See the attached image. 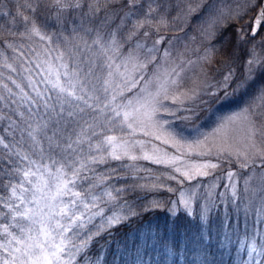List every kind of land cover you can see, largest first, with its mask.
I'll return each instance as SVG.
<instances>
[{"label": "snow or ice", "instance_id": "6c2138e0", "mask_svg": "<svg viewBox=\"0 0 264 264\" xmlns=\"http://www.w3.org/2000/svg\"><path fill=\"white\" fill-rule=\"evenodd\" d=\"M173 7H179L174 22H186L192 15L206 12L208 27L204 33L213 38L220 34L221 26H227L226 21H236L249 8L256 7L252 27L236 28L237 43L241 47L250 43L249 37L255 39L264 28V0H243L240 6L227 11L218 7L217 0H179V3L173 0H19L16 4L12 19L19 18L23 26V31L18 33L20 36L29 39L36 36L51 43V36L45 35L43 28L52 23L60 28L70 25L73 33L83 32L95 38L91 45L85 40L83 47L75 45L67 52L58 51L54 58L46 49L43 57L35 53L36 59L28 60L23 52H19L10 62V58L0 52V264H77L78 257L85 264H100L99 256L90 260L86 253L94 238L106 229L101 226L93 231L89 225L99 216L104 217L106 228L110 229L126 221L128 216H104L101 203L116 201L124 191L109 185L108 181L113 177H125H120L116 168L111 169V175L97 173L96 166L124 160H145L163 165L171 169L164 174V179L180 184L212 175L221 167L222 161L235 162L242 169L252 168V175L245 180V192L251 190L260 206L251 229L247 259L242 264L264 262V111L257 110L264 105V92L259 93L260 105H247L216 130L221 143L215 146V153L200 141L185 145L171 133L159 134L167 123L158 119L161 111H168L164 101L170 99L173 103L183 104L180 97L169 95L170 87L179 85L177 68L154 73L135 99L117 103L118 96L137 86L138 81L132 73L147 69L156 59L153 54L142 62L138 56L129 54L117 63L109 53L119 52L118 34L129 24L126 36L129 40L139 35L141 29H144L143 37L149 36L148 29L159 32L160 27L168 26L167 14ZM0 15L7 17L12 13L0 12ZM163 41L164 37L153 41L147 52L160 51L157 45ZM261 41L264 43V37ZM92 46H95V52ZM6 47L13 52L19 51L11 43ZM144 48L145 44L137 40L135 49ZM213 50L220 53L215 45ZM235 51H223L221 63L226 70L218 86L226 96L246 90L259 72L264 71V60L256 57L253 45L249 49L250 58L245 60V73L235 81V87L229 93L236 76L231 66ZM169 55L167 50L163 52L165 58ZM99 56L105 60L103 67L107 74L97 87L94 81L100 79L95 75ZM203 59L207 63L211 57ZM129 63H132L131 70ZM4 70L8 75L5 76ZM173 74L176 78H172ZM139 79L143 80V75ZM190 92V95L183 94L185 98H195V89ZM207 94L216 95L215 92ZM237 119L245 125L243 148H234L229 143L228 130ZM138 131L171 144L179 155H170L157 146L146 150L144 141L128 138ZM194 148L204 149L196 153L198 156L214 155L215 162L212 159L185 160ZM119 167L136 169L132 164ZM256 168L261 171L257 173ZM234 175L231 171L227 173L230 181ZM156 179L158 183L152 187L165 186L159 176ZM253 179L255 186L250 189ZM212 188H215L214 184ZM168 190L173 191L170 187ZM231 195L234 211L239 212L235 185ZM193 196L181 193L185 209L191 207ZM250 204L252 200L243 205L246 221ZM153 206L158 208L160 204L154 202ZM213 207L218 206L213 204ZM210 211L205 208L199 216L202 225L210 226ZM129 212L136 215L131 209ZM230 218L225 207L221 229L230 226ZM245 235L247 238V231ZM257 236L261 238L259 244ZM229 239L225 232L220 246H227ZM208 241L209 236L201 231L196 241L201 246L196 257L198 264H214L205 247Z\"/></svg>", "mask_w": 264, "mask_h": 264}, {"label": "trees", "instance_id": "16d2710c", "mask_svg": "<svg viewBox=\"0 0 264 264\" xmlns=\"http://www.w3.org/2000/svg\"><path fill=\"white\" fill-rule=\"evenodd\" d=\"M18 2L19 0H0V12L12 13L7 17L0 15V52H3L10 59L18 56L19 52H23L27 59L29 57L36 58L35 53H40L43 56L46 49L55 57L58 51L67 52L69 49H73L75 45L83 47L85 40L91 45L95 38L93 35H85L83 32L73 33L70 25L60 28L52 23H48L43 28L45 35L51 36V43L47 40H41L39 37L36 39V36H32L30 39L20 36L18 33L23 31V26L20 24L19 18L12 19ZM173 2L179 3V0H173ZM223 4L228 3H222V6ZM256 11L257 8L253 7L249 12L247 24L249 29L252 27L251 20ZM178 12L179 7H173L167 14L168 26L160 27L159 32L149 29L150 32L157 35L166 31L169 35L184 29L185 23L187 31L198 33L196 30L199 28L200 22L203 24L208 22L204 15L205 12L192 15L188 22H174ZM237 24L235 21H230L226 24L227 26L219 28V35L208 40L212 47L215 45L216 49H220V53L213 52L212 69L210 70L212 74H216L218 71L219 76H223L226 70L221 63L224 58L223 51L226 49L228 53H232L233 49H236L235 54L231 57V66L236 72L234 84L243 76L241 73L242 65L245 57H248L247 50L250 48V44H245L242 47L238 45L235 33ZM129 27L130 24L117 36L118 42L123 44L121 45L123 47H120L122 50L128 49L134 44L132 39H126ZM13 32L17 34L13 35ZM258 36L264 37V28L258 32ZM104 40H108L106 34ZM8 43H11L19 51L13 52L11 48H7ZM32 45H44L45 47H31ZM92 51L95 52L96 48L92 47ZM104 63L105 60L102 56L96 59L95 75L100 78L98 81H94L97 83V87L104 80L103 72L107 73V69L103 67ZM4 73L5 76L8 75V73ZM262 86H264V71L259 72L246 90L234 94L237 101H231V104L247 102V99L254 96ZM232 88L233 83L229 90ZM123 164L135 165L136 169L119 167ZM112 168H116L118 175L125 178L113 177L108 181V184L115 188L124 189V191L116 201L101 203V207L104 209L105 217L107 214L116 213L127 215L128 219L118 226L107 229L104 217L95 218L89 228L94 231L96 228L104 226L106 230L94 238L87 251L86 255L90 260L99 256L101 258L100 264H198L196 257L200 254L201 246L196 241L199 240L201 231L209 236V241L205 247L209 249V259L214 264H242V261L246 259L245 251H241L239 248L241 239L246 237V231L248 233V224L247 229L242 222L237 224L235 228L232 226L234 220L231 219L228 221L230 226L221 229L220 220L222 218L212 215L210 226L202 225L199 222V215H189L190 212L185 208H174V192L168 190L171 182L164 179V174L167 172L166 167L145 160L135 162L124 160L111 161L109 164L96 166V172H107L111 175ZM149 172L152 174L148 175ZM158 176L165 186L154 188L152 185L158 183L156 179ZM154 202H159L160 207H154ZM129 209L134 211L136 215H131ZM225 232L230 239L227 246L221 247L220 243ZM77 264H85V262L81 257H78Z\"/></svg>", "mask_w": 264, "mask_h": 264}, {"label": "rangeland", "instance_id": "374dc122", "mask_svg": "<svg viewBox=\"0 0 264 264\" xmlns=\"http://www.w3.org/2000/svg\"><path fill=\"white\" fill-rule=\"evenodd\" d=\"M242 2L243 0H217V4H220V7L222 6V3H228L223 4L221 7L226 11L228 9L237 8L242 4ZM252 9L253 7L249 8L243 17L235 21L238 23L237 26L241 28L247 27L249 21V12ZM204 15L207 17L206 12ZM189 19H191V17L188 18L187 22ZM229 22L230 21H226L225 23L228 24ZM183 27L184 29L169 35L166 31H163V33L157 35H153L148 29V37H143L144 29H141L140 34L132 38L134 44L131 47L122 50L120 47H123L121 46L123 44L119 43V52L109 53L114 59H116L117 63H119L122 58L127 57L129 54L134 57L138 56L142 62L153 54L156 57L155 61L148 64L147 69L137 70L132 73V75H134L138 81L137 86L132 88L131 91H125L123 96H118L117 103L125 102L126 99H135L136 96L140 94V90L143 88L145 82L150 80L154 73L158 71L162 72L165 68L169 70L174 67L177 68V71L180 72L179 85L170 87L169 95H176L180 97V99L183 100V104L179 102L173 103L170 99L164 101L168 111H161L158 115V119L166 121L167 123L164 124V128L160 130L159 134L163 136L165 132L171 133L176 140H179L185 145L195 144L197 141H200L206 145V147H211L213 149V153H215V146H218L221 143L220 134H218L216 130L221 126L222 123L226 122L229 117H234L238 113H241L242 109H244L247 105L253 103L260 105L259 93L264 92V86L260 87L254 96H252L250 99H247V102L231 104V101H237L235 98L236 96H234V94L226 96L224 90L218 86L222 80V76H219L217 73L218 71H216V74H212V72H210L212 69L211 64L213 61L214 50L213 47L208 43V40H210L212 37L207 36L204 33V30L208 27V22L205 24L200 22L199 28L196 30L198 33L187 31V29H185V23ZM160 37H164V41L157 45V48H159L160 51L148 53L147 48L152 47L153 41ZM261 37L262 36H258L255 39L249 37L248 39L250 40V43L248 44H250L249 49L255 45L256 57L264 60V43H262ZM37 38L38 37H36V39ZM137 40H140L145 44L144 49H135ZM31 47L45 46L32 45ZM249 49L247 50L248 57L246 56L245 60L250 58ZM165 50L170 53V55L166 58L163 56V52ZM205 56L211 57L210 61L207 63L203 59ZM51 58H54L52 54ZM34 59L36 58L29 57L28 60ZM245 60L242 65V74L245 73ZM134 62L135 61H133V63ZM128 67L129 70H131L132 63H129ZM257 67H259V64ZM121 71H123V69H121ZM4 72L8 73L7 70H4ZM106 74L107 73L103 72L104 79L106 78ZM141 75L144 77L143 80L139 79ZM172 78H176L175 74H173ZM149 87L151 88L152 86L150 85ZM233 87H235L234 82ZM192 89H195V98H185L183 94L190 95V90ZM231 90L228 89V92L231 93ZM212 92H215L216 95L212 96L207 94ZM257 110L264 111V105H260ZM169 113H174V115ZM244 129L245 125L240 119H237L231 124L228 130V138L232 147L243 148ZM148 130L150 131L151 129ZM124 134H127V130H125ZM128 138L144 141L146 150L150 151L152 146H157L161 150H166L170 155H179L177 150L173 148L171 144H164L162 140H156L154 136L144 135L142 131H138L135 136ZM257 139L259 141L260 138L258 137ZM201 150L204 149L194 148L193 152L186 155L184 159L190 162H202L207 159H212L215 162L214 155L204 157L196 155V153ZM137 152H139L138 149ZM229 171L235 173L231 181L227 176ZM255 171L259 173L261 169L256 168ZM169 172H171V169L167 168L166 173ZM252 172V168L242 169L235 162L228 163L227 161H222L221 167L214 170L213 174L206 178H200L199 180H193L190 182L185 181L183 184L170 180L171 184L169 186L174 192L173 206L176 209L185 208L181 202V193H184L185 195L194 194L191 207L187 208V210L192 215L197 214L200 216L205 208H209L211 209L209 212V218H211L212 215L223 218L225 215V207H227L228 213L231 215L229 221L231 219L234 220V223L232 224L233 227L236 228L237 224L240 222L243 224L247 223L249 226L248 236L247 238L244 237L241 239V245H243V249H241V245L239 248L241 251H245L246 259L248 247L251 243V229L253 226V221L255 219L256 210L260 206L259 199L252 196L251 190L245 192V180L252 175ZM151 174L152 173L149 172L148 175ZM213 184L215 185V188H212ZM233 185H235L237 191L236 205L240 206L239 212L234 211L232 205L231 188ZM254 186L255 180L253 179L250 181L249 188L251 189V187ZM249 200H252V204L248 205L249 213L246 221L243 205L248 204ZM213 204L217 205L218 207H213ZM113 214L116 213L109 215ZM109 215L107 214V216ZM256 240L258 244L261 242V238L259 236L256 237ZM262 264H264V262H262Z\"/></svg>", "mask_w": 264, "mask_h": 264}, {"label": "water", "instance_id": "95a60500", "mask_svg": "<svg viewBox=\"0 0 264 264\" xmlns=\"http://www.w3.org/2000/svg\"><path fill=\"white\" fill-rule=\"evenodd\" d=\"M257 13V12H256ZM256 15V14H255ZM255 17V16H254Z\"/></svg>", "mask_w": 264, "mask_h": 264}]
</instances>
